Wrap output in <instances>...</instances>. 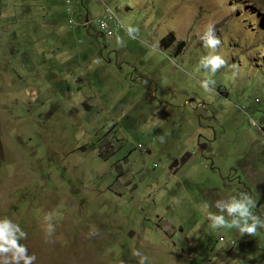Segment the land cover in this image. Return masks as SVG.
Instances as JSON below:
<instances>
[{"label": "rangeland", "instance_id": "374dc122", "mask_svg": "<svg viewBox=\"0 0 264 264\" xmlns=\"http://www.w3.org/2000/svg\"><path fill=\"white\" fill-rule=\"evenodd\" d=\"M39 1L0 13V219L35 264H264V229L207 219L241 192L264 218V0Z\"/></svg>", "mask_w": 264, "mask_h": 264}, {"label": "clouds", "instance_id": "9594fccd", "mask_svg": "<svg viewBox=\"0 0 264 264\" xmlns=\"http://www.w3.org/2000/svg\"><path fill=\"white\" fill-rule=\"evenodd\" d=\"M125 30L132 39L137 37L139 31L131 25L126 26ZM200 39L203 46L210 51L200 58L199 68L214 75L221 68L227 66V61L216 51L220 47L221 41L215 34L214 26L207 25ZM119 43L123 44V41L120 40ZM198 83L205 91H212L215 81L209 76ZM158 139L163 142L164 138L161 136ZM212 206L217 211H210L207 219L213 229L235 228L241 236L254 235L258 229H264V218L254 214L253 210L256 204L247 192H241L238 196L228 199H218L210 207ZM45 219L50 220L51 217ZM53 232L54 226L49 223L47 233L51 236ZM26 236L27 234L18 224L13 223L7 217L0 219V257L4 258V264H35L36 256L30 255L27 247L20 243V240L26 239ZM134 256L139 257V264H146L148 260V257L139 251H135Z\"/></svg>", "mask_w": 264, "mask_h": 264}, {"label": "crops", "instance_id": "0c3cea01", "mask_svg": "<svg viewBox=\"0 0 264 264\" xmlns=\"http://www.w3.org/2000/svg\"><path fill=\"white\" fill-rule=\"evenodd\" d=\"M31 4H38L40 7H44V5L40 3V1L38 2V0H25V3H22L20 0H0V13H2L3 18H7L3 13L25 10L28 9V6ZM12 21H14V19L8 20V22Z\"/></svg>", "mask_w": 264, "mask_h": 264}, {"label": "built area", "instance_id": "2783aa9c", "mask_svg": "<svg viewBox=\"0 0 264 264\" xmlns=\"http://www.w3.org/2000/svg\"><path fill=\"white\" fill-rule=\"evenodd\" d=\"M104 16L99 20V29L103 32H106L109 36L112 35V31L109 29L110 24L112 23L115 29H121V22L117 19L111 9L107 8L104 12Z\"/></svg>", "mask_w": 264, "mask_h": 264}, {"label": "flooded vegetation", "instance_id": "af4514ba", "mask_svg": "<svg viewBox=\"0 0 264 264\" xmlns=\"http://www.w3.org/2000/svg\"><path fill=\"white\" fill-rule=\"evenodd\" d=\"M171 45V44H170Z\"/></svg>", "mask_w": 264, "mask_h": 264}]
</instances>
